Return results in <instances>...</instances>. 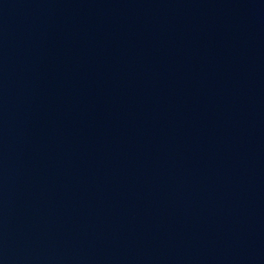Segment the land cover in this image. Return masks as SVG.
I'll use <instances>...</instances> for the list:
<instances>
[{
	"label": "water",
	"instance_id": "obj_1",
	"mask_svg": "<svg viewBox=\"0 0 264 264\" xmlns=\"http://www.w3.org/2000/svg\"><path fill=\"white\" fill-rule=\"evenodd\" d=\"M0 264H264V0H0Z\"/></svg>",
	"mask_w": 264,
	"mask_h": 264
}]
</instances>
